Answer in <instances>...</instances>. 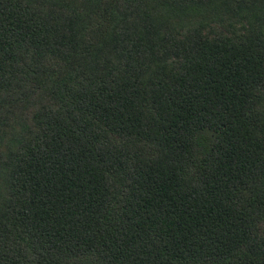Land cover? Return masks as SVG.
Instances as JSON below:
<instances>
[{"label":"trees","instance_id":"obj_1","mask_svg":"<svg viewBox=\"0 0 264 264\" xmlns=\"http://www.w3.org/2000/svg\"><path fill=\"white\" fill-rule=\"evenodd\" d=\"M0 264H264V0H0Z\"/></svg>","mask_w":264,"mask_h":264}]
</instances>
